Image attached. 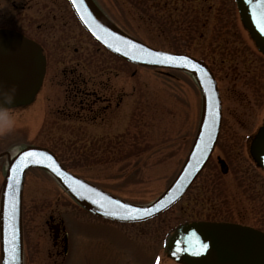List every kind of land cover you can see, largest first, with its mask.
Returning <instances> with one entry per match:
<instances>
[{"label":"flooded vegetation","instance_id":"obj_1","mask_svg":"<svg viewBox=\"0 0 264 264\" xmlns=\"http://www.w3.org/2000/svg\"><path fill=\"white\" fill-rule=\"evenodd\" d=\"M91 1L109 21L124 33L150 44V42L145 41L146 37L133 34L124 29L123 26L127 22H132L137 24L138 27L141 25L147 26L149 31H152L151 28H153L152 32H147L149 36H162L164 37L163 39L176 43V47H172L173 49L171 48L167 51L188 54L208 67L215 79L221 105V127L218 140L226 110L230 117L240 121V117H247L252 114L254 104L257 102L262 104L261 100L264 98V71H258V67L261 64V60H264V54L258 48L256 52H252L250 45H247V39L243 36L240 26L249 33L251 38L252 36L241 20L235 0H231L230 3L222 2V0L220 2H217L219 0ZM5 3L10 4L9 9L1 6L2 4L6 5ZM117 4L122 7L118 11V17L113 12V10H117ZM204 5L206 10H204ZM0 8L5 10L7 14L12 13L15 18H18L15 19V25H1L0 29L6 28L17 31L36 42L45 58L42 91H37L38 94L36 92L32 100H29L30 102L14 106L2 105L0 108V204L6 172L14 154L13 145L16 144L10 134L11 129L14 128L12 120L15 117L20 121L22 120L20 129L22 132L21 136L25 138L24 142L28 138L31 126L34 125H30V122L36 123L35 131H33L35 133L37 130H42L44 126L48 127L50 125L49 132L51 133L49 134L48 132L46 137L60 140L68 139L71 151L70 158L74 166L84 162V168L89 170L106 172L112 168L113 170L123 171L125 167L123 155L126 153L125 155L128 156L137 152L135 149L130 150L123 146L124 139L129 138L125 136L127 133L123 127L125 115H127L126 111H128L125 104V97L128 94L123 75L125 61L116 57L92 39L78 21L68 0H4L3 3H0ZM14 11L16 14L13 13ZM10 20L14 19L11 18ZM207 26L210 27L208 28L209 31H207L209 33L207 39L211 43L209 45L211 59L208 61L202 56L188 52V50L198 48H188V41L201 40ZM156 27L158 32L155 30ZM176 40L182 43L179 42L180 44H178ZM246 50L248 53H245ZM201 51L200 48L199 53ZM51 59H55L54 63ZM49 64L53 65V71H51ZM254 66H257V68H254ZM223 67L231 71V74H225V78L230 80V86L227 90H224L225 88L221 86L220 78L216 73V68L221 70ZM165 70L191 75L200 93L197 81L192 74L171 68ZM131 76H135L134 71ZM133 91L135 92V86ZM229 101L230 103L233 102V105H226ZM31 107L34 108L30 109ZM131 111L135 113V104L132 107L130 105L129 114ZM263 123L264 121L255 134L252 135L251 132L244 136L248 140L244 152H247V155L249 154V160L253 166L264 173V168L259 166L254 160L251 150L253 140ZM16 129L18 130V128ZM136 131L132 133V139L135 138L134 136L138 137L139 131ZM218 140L204 169L210 161L217 163L219 169L221 163L224 162L228 173L230 166L226 158L217 152L215 154ZM24 144L26 146H45L35 142H26ZM57 146L59 151L51 146H48V148L53 151L64 167L101 189L116 195V191H109V189L103 188L95 180L84 177L71 169V167L66 166L59 153L61 152L60 147L66 146L62 143ZM242 152L243 149L236 150L235 154H241ZM93 165L95 166L93 167ZM137 169V167H131L128 170L132 172ZM31 170L47 173L40 169H29L24 175L21 203L22 264H109L108 247L110 240H114L117 237L120 240H131L130 236L124 237V230L120 227L118 228L117 224L136 225L133 228H135L134 231L137 236L143 234L151 235L154 228L150 224L145 225L156 217L139 223H119L97 216L80 206V210L70 212L49 210L47 211L48 213L42 214L43 217L40 220L37 222L33 221L25 205V190ZM197 179L190 185L181 199L186 197L189 191H193L195 200L192 201L196 202L199 198H202L201 201L203 203L209 200L210 196H205L204 186L208 185L206 182H211L212 180L203 181V185L194 189L193 186H195ZM106 181L103 180L104 183ZM215 186L218 187L219 191L223 188V185L219 183L218 185L215 184ZM258 186L257 180L249 181L246 186L248 188V198H261L262 208H264V185L260 182V186L263 189ZM215 207L212 206L208 210L210 214H206L207 219L198 221V223L203 225L199 229L198 239L202 242H207L208 246L210 245L209 242L214 243L212 244L216 249L212 260L214 264H222L223 261L227 264V259L231 255L228 251H232V244L236 243L239 238L236 239L235 236L228 234L224 235L222 232L214 234L209 228L210 224H228L242 229L249 227L262 236H264V228L248 224L242 219L236 221L220 219L221 217L218 216V213L221 211H217V207ZM247 209L246 206L243 208L244 211L240 213V218L244 217L246 219L247 215H252L251 209ZM261 211L260 218L263 219L264 210ZM210 216L215 218L208 219ZM110 223L114 229L112 232L108 230V224ZM192 223L194 222L185 224L183 227ZM79 225H88L86 231L83 232L86 234L83 236V233H81L79 237L75 238L70 227L73 226L77 229ZM243 236L247 237V235L242 234L241 237ZM75 240L79 242L76 243ZM149 241L144 245L156 244L154 239ZM173 245L168 246L164 243L161 255L173 259L175 250ZM128 252L130 253L129 250ZM204 254L207 255V251H204ZM112 256L118 261L111 264H125V261L121 262L116 254ZM129 263L136 264L132 258Z\"/></svg>","mask_w":264,"mask_h":264},{"label":"rangeland","instance_id":"obj_2","mask_svg":"<svg viewBox=\"0 0 264 264\" xmlns=\"http://www.w3.org/2000/svg\"><path fill=\"white\" fill-rule=\"evenodd\" d=\"M3 2L4 0H0V3ZM222 2L230 3L231 0H222ZM5 4L1 6L9 9L10 4ZM116 8V11L113 10L115 15L119 14L118 11L122 7L117 4ZM204 10H206L205 5ZM13 13L16 14L15 11ZM11 18L14 20H10ZM16 18L12 13L7 14L5 10L0 8V26L5 24L15 25ZM127 23L123 26L124 29L133 34L146 37L145 41L150 42L155 48L170 50L172 47L177 46L176 43H171L169 40L163 39L164 37L162 36H149L147 32H152L153 28H151L152 31H149V28L145 25L138 27L135 23ZM238 25L240 26L239 23ZM208 28L210 27H206L201 40L188 41V48L198 47L195 50H188V52L200 57L202 56L207 61L211 59L209 55V45L211 43L207 39L209 34L207 33L209 31ZM240 28L243 36L247 39V45H250L252 52H256L257 46L249 33L242 26ZM155 30L158 32L157 27ZM176 42L178 44L182 43L177 40ZM200 48L202 51L199 53ZM245 53H248V51L246 50ZM51 60L54 63L55 59ZM49 66L51 71H53V65L49 64ZM260 66L258 67V71H264L263 59ZM254 68H257V66H254ZM227 69L226 67H223L221 70L216 68V73L220 78L221 86L225 88L224 90H227L230 86V80L225 78V74H231V71ZM133 71L135 72L134 77L131 76ZM123 75L128 94L125 97L126 110L128 109V111H126L127 115H125L123 127L127 133L125 136L129 137L124 139L123 146L124 148L135 149L137 151L128 156L125 155L126 153L123 155V163H125L123 171L113 170L112 168L106 172L89 170L84 168V162H81L78 166H74L70 158L71 151L68 139L60 140L46 137L50 131V125L48 127L44 126L40 131L36 129L35 133L33 131H35L36 123L30 122V125H34L31 126L26 142L39 143L40 145H45V147L51 146L57 151H59L57 145L62 143L66 147H60L61 152L59 153L66 166L71 167V169L84 177L95 180L103 188H107L109 191H116V196L122 199L138 204H146L162 192L183 163L199 124L201 96L193 77L183 72L137 67L124 62ZM134 86L135 92L133 91ZM42 88L43 83L38 88V92H41ZM263 99L261 100L262 104H259L260 102H257V105L254 104L252 114L247 117H240V121L230 117L226 110L215 154L217 152L226 158L230 171L222 174L218 164L210 161L198 177L195 186H193L196 189L200 185H203V181L212 180L211 182H206L208 185L204 186L206 191L205 196H210L209 200L203 203L201 201L202 198L196 199V202L192 201L195 200V193L193 191L187 192L189 195L186 193V197H183L177 204L145 225L150 224L154 228L151 235L143 234L137 236L134 231L135 228H133L136 225L117 224L118 228L120 227L124 230V237L130 236L131 240H120L119 237L110 240L108 247L109 264L118 261L112 256L113 254H116L121 262L125 261V264H130L129 260L131 258L135 260L136 264H180L174 258L170 259L161 255L163 244L165 243L170 246L177 231L185 224L192 221L198 223L200 220L207 219L206 214L212 206H216V210L221 211L218 213V216L221 217L220 219H229L231 221L242 219V221L248 224L264 228V218H260V213L262 214L261 210H264L261 198L249 199L248 188H246L249 181L257 180L259 183L258 187L263 189L264 186L261 187L260 182L264 185V173L253 166L249 160V154L247 155V152H244V148L248 144V140L244 136L251 132L252 135L255 134L264 121ZM134 104L136 105V111L135 113L131 111L129 114V107L130 105L132 107ZM226 105H233V102L230 103L229 101ZM33 108L31 107L30 109ZM12 122L14 128L11 129L10 134L12 140L16 143L13 145V153H15L18 149L24 147L23 145H26L24 144L26 142H24V136H21L20 125L22 120L20 121L15 117ZM136 130L139 131L138 137L134 136L135 138L132 139V133ZM240 149H243L244 153L235 154L236 150ZM131 167H137L138 169L131 172L128 170ZM103 180L107 181L104 183ZM27 181L25 205L33 221L37 222L40 220L49 210L67 212L80 210L79 205L71 199L49 174L38 170H31ZM218 183L223 185V188H220L221 191L215 186ZM236 191L237 196L235 197ZM245 206L251 209L252 212V215H247L246 219L239 217L240 213L244 211L243 208ZM249 216L250 218H248ZM210 218L215 217L210 216L208 219ZM87 227L88 225H79L77 229L73 226L70 228L76 238L85 232ZM108 228L110 232L114 230L111 223L108 224ZM167 232L168 234L166 235ZM85 234L83 233L82 235L84 236ZM150 239H154L156 244L144 245ZM75 241L76 243L79 242L78 240ZM113 249L115 250L113 251Z\"/></svg>","mask_w":264,"mask_h":264},{"label":"water","instance_id":"obj_3","mask_svg":"<svg viewBox=\"0 0 264 264\" xmlns=\"http://www.w3.org/2000/svg\"><path fill=\"white\" fill-rule=\"evenodd\" d=\"M68 1L88 34L115 56L140 67L171 68L192 74L202 98L199 125L172 182L147 204L125 201L69 172L47 148L26 146L20 149L9 162L0 204L1 264H22L21 203L27 170L36 168L48 172L81 207L97 216L117 222L136 223L159 215L183 196L207 163L218 139L220 98L214 77L203 62L188 54L153 48L129 36L109 21L91 0ZM235 2L243 24L264 54V30L261 28L264 24V0ZM169 58H172L171 62H167ZM44 71L45 60L36 42L17 31L0 29V108L2 105L23 104L32 99L42 82ZM251 150L254 160L264 168V123L253 140ZM226 169V164L222 162V173H226ZM145 212L149 214L144 215ZM201 226L200 223H192L182 227L173 241V258L177 262L214 264V243L209 242L208 246L207 242L198 239ZM209 228L214 234L222 232L241 239L232 244V251H228L231 255L227 264H264V236L256 230L214 223ZM242 234L247 237H241ZM204 245L207 247H202ZM204 251L208 254H204Z\"/></svg>","mask_w":264,"mask_h":264},{"label":"snow or ice","instance_id":"obj_4","mask_svg":"<svg viewBox=\"0 0 264 264\" xmlns=\"http://www.w3.org/2000/svg\"><path fill=\"white\" fill-rule=\"evenodd\" d=\"M75 2H76V0H73V3H75ZM261 28H262V30H264V24L261 25ZM117 51H119V49H117ZM171 59H172V58H169V60H168L167 62H171ZM28 155H31V154H28ZM117 203H119V202H117ZM148 214H149V213H147V212L144 213V215H148ZM126 218H127V217H126ZM131 218L134 219V218H136V217H131ZM202 247L206 248L207 246L204 245V246H202ZM13 258H14V257H13Z\"/></svg>","mask_w":264,"mask_h":264}]
</instances>
